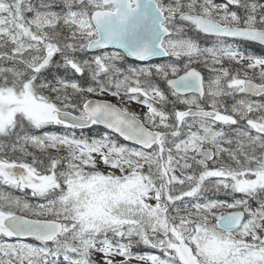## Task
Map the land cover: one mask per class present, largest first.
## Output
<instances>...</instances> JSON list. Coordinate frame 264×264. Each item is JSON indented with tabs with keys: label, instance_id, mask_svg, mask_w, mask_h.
Instances as JSON below:
<instances>
[{
	"label": "snow or ice",
	"instance_id": "obj_1",
	"mask_svg": "<svg viewBox=\"0 0 264 264\" xmlns=\"http://www.w3.org/2000/svg\"><path fill=\"white\" fill-rule=\"evenodd\" d=\"M0 264H264V0H0Z\"/></svg>",
	"mask_w": 264,
	"mask_h": 264
},
{
	"label": "rangeland",
	"instance_id": "obj_2",
	"mask_svg": "<svg viewBox=\"0 0 264 264\" xmlns=\"http://www.w3.org/2000/svg\"><path fill=\"white\" fill-rule=\"evenodd\" d=\"M131 107H132V110H135V111H140L141 110L140 107L138 105H135V104H133ZM10 191H13V193L15 195H20L19 193H16L18 191H15V190H10ZM31 202L36 203L37 201L35 199H31ZM145 251H147V250H145Z\"/></svg>",
	"mask_w": 264,
	"mask_h": 264
}]
</instances>
